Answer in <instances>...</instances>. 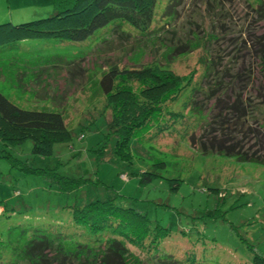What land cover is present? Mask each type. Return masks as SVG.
Listing matches in <instances>:
<instances>
[{"label":"rangeland","instance_id":"obj_1","mask_svg":"<svg viewBox=\"0 0 264 264\" xmlns=\"http://www.w3.org/2000/svg\"><path fill=\"white\" fill-rule=\"evenodd\" d=\"M257 1L157 0L154 30L146 35L116 22L81 41L32 37L0 47V91L20 107L60 111L69 132L46 155L33 154L29 138L10 147L0 141V152L9 153L0 155V264L14 260L11 240L24 244L34 234L60 231L104 247L111 229L92 233L64 210L96 198L143 213L149 232L167 231L154 245L151 233L135 244L125 240L144 264L165 255L183 264H251L254 253L264 255V164L202 152L190 142L211 107L203 91L216 67L204 69L203 49L219 62L231 37L263 31L264 19L253 8ZM33 3L0 0V22L39 18ZM181 44H189L186 51L166 53ZM147 64L178 75L179 89L174 98L173 90L163 98L120 156L106 122L113 105L100 91L99 77L112 65ZM144 83L119 74L112 91L128 88L138 100ZM256 111L264 115V108Z\"/></svg>","mask_w":264,"mask_h":264},{"label":"trees","instance_id":"obj_2","mask_svg":"<svg viewBox=\"0 0 264 264\" xmlns=\"http://www.w3.org/2000/svg\"><path fill=\"white\" fill-rule=\"evenodd\" d=\"M156 2L52 0L54 9L45 16L18 23L0 22V47L7 48L13 41L32 37L81 41L116 22L118 25L128 23L138 33L146 35L154 30L150 24L154 21ZM253 8L257 19H264V0H258ZM253 32H247L246 38L230 36L229 39L227 36L229 44L227 41L225 44L228 52L219 62L213 57L209 59L206 56L207 50L203 49L200 60L204 69L205 66L207 71L210 66L216 67L212 80L205 84L203 91L204 99L211 102V107H207L209 117L201 132L196 138L192 134L190 142L202 152H216L238 160L264 164V115L256 111L264 108V30ZM222 36L225 37L224 34ZM202 37H209V33ZM188 45L169 46L166 53ZM186 50L183 48L181 51ZM119 74L145 82L138 91V100L130 94L128 88L120 86L112 91ZM190 80L191 76L185 84L188 85ZM178 81V75L151 64L121 69L112 65L101 73L100 91L107 94V100L113 105L112 116L106 121L107 127L115 136L114 150L120 156L124 151L128 153L124 148L128 147L129 137L158 112L163 98L172 90L169 99L175 97V91L179 89V86L175 87ZM68 137L69 132L60 111L23 108L0 91V141L3 145L10 147L29 138L32 141L31 152L46 155L51 152L53 142ZM0 155L9 156V153L4 149ZM35 169L38 167L29 168L30 171ZM40 170L45 174L44 168ZM147 175L148 172L143 173V177ZM64 210L70 213L75 222L92 233L111 229L112 235L103 242L106 245L99 247L88 241L75 240L59 234L60 231L34 234L24 244H19L16 239L10 241L14 250V260L10 264H144L129 252L125 240L135 244L151 233V244L154 245L158 237L167 233L162 227L149 232L143 213L129 206H116L111 198L86 200L83 204L69 206ZM111 219L114 224H111ZM164 257L166 259L156 264H183L167 255ZM251 264H264V255L254 253Z\"/></svg>","mask_w":264,"mask_h":264},{"label":"crops","instance_id":"obj_3","mask_svg":"<svg viewBox=\"0 0 264 264\" xmlns=\"http://www.w3.org/2000/svg\"><path fill=\"white\" fill-rule=\"evenodd\" d=\"M33 1L35 4L33 3L34 5H33L32 9H33V13L35 15H37V14L42 15V14H44L43 12L49 11L50 7H53L52 0H33ZM37 5H39V8L37 7ZM10 18L12 19V17H10Z\"/></svg>","mask_w":264,"mask_h":264}]
</instances>
